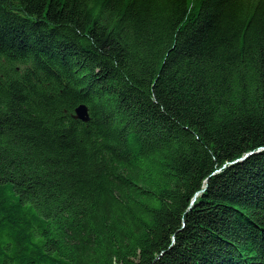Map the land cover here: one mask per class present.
Masks as SVG:
<instances>
[{
    "label": "trees",
    "instance_id": "obj_1",
    "mask_svg": "<svg viewBox=\"0 0 264 264\" xmlns=\"http://www.w3.org/2000/svg\"><path fill=\"white\" fill-rule=\"evenodd\" d=\"M0 264H264V0H0Z\"/></svg>",
    "mask_w": 264,
    "mask_h": 264
},
{
    "label": "water",
    "instance_id": "obj_2",
    "mask_svg": "<svg viewBox=\"0 0 264 264\" xmlns=\"http://www.w3.org/2000/svg\"><path fill=\"white\" fill-rule=\"evenodd\" d=\"M76 118L83 122H88L90 120L88 108L85 105H81L76 109ZM248 155H246L242 160H244Z\"/></svg>",
    "mask_w": 264,
    "mask_h": 264
}]
</instances>
